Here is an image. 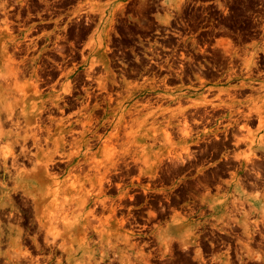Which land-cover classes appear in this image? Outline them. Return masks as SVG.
I'll list each match as a JSON object with an SVG mask.
<instances>
[{
	"label": "rangeland",
	"instance_id": "obj_1",
	"mask_svg": "<svg viewBox=\"0 0 264 264\" xmlns=\"http://www.w3.org/2000/svg\"><path fill=\"white\" fill-rule=\"evenodd\" d=\"M11 5L14 8L8 10ZM37 13L40 17L25 19ZM50 17L57 19L35 23ZM205 19L222 29L215 32L217 39L209 42L215 44L205 49L209 54L204 57L211 66L222 61L230 69L224 78L208 70L211 66L205 70L196 63L201 57L190 43L200 42L185 36L188 26L200 27ZM260 19L264 20V0H0L1 159L9 146L16 154L22 146L35 152L34 133L49 137L48 145L41 141L49 149L61 134L66 142L76 135V142L64 146L68 163L77 159V152L81 161L89 152L86 158L108 162L112 181H105V186L112 188L105 195L120 206L115 218L109 209L97 207L92 225L98 231H85L88 239L74 226L87 211L78 205L81 199L91 191L96 199V177L92 185L83 175L74 178L67 170L50 168L59 174L48 182L46 203L54 211L60 206L66 210L48 236L64 241L68 252L58 250L49 260L42 258V264H58L59 259L62 264H264V80L254 83L250 73L264 51V38L254 33ZM242 43H249L246 48L252 52L239 58L235 46ZM75 48L81 57L61 63ZM240 60L242 72L234 70ZM69 84L70 91H64ZM248 84L260 87L242 88ZM80 86L86 90H76ZM85 91L95 103L79 107L84 101L74 97ZM78 118L90 121L87 128L76 122ZM70 122L78 131H71ZM18 123L21 127H16ZM39 123L43 131L38 130ZM183 124L190 126L189 135ZM85 130L88 144L82 141ZM109 146L120 154L114 156L117 150L109 151ZM8 156L10 165L13 159ZM33 157V161L21 157L18 164L31 169L37 161ZM3 180L9 184L7 191L0 189V196H10L16 204L0 212V224L6 230L11 224L33 234L37 222L25 207L31 199L21 190L14 192L8 175ZM116 183L122 184L118 190ZM88 187L93 190L86 194ZM69 202L74 208L67 209ZM10 211L18 219L10 218ZM122 216L126 226L121 228ZM118 228L135 229L129 243L121 242ZM209 242L210 251H218L210 253L211 258L205 254ZM3 243L0 252H13ZM34 247L30 241L32 254L38 250ZM104 248L110 250L102 257ZM41 251L34 257L48 254ZM20 260L30 264L24 257Z\"/></svg>",
	"mask_w": 264,
	"mask_h": 264
},
{
	"label": "bare ground",
	"instance_id": "obj_2",
	"mask_svg": "<svg viewBox=\"0 0 264 264\" xmlns=\"http://www.w3.org/2000/svg\"><path fill=\"white\" fill-rule=\"evenodd\" d=\"M8 29V28H7ZM9 30V29H8ZM14 60V59H13ZM16 76H17V74H18V72L17 71H14L13 72ZM37 85V84H36ZM38 86V85H37ZM70 84L68 85V86H66V87H64V91H70ZM38 89V88H37ZM37 89H36V91H37ZM11 114H12V111H11ZM10 118H12L11 116H10ZM184 121H186V120H184ZM17 122V121H16ZM15 122V123H16ZM19 122V121H18ZM69 122V121H68ZM77 122V121H76ZM80 122H81V120H80ZM90 121H88V122H86V123H84V121L82 120V122L81 123H83V125H84V127L85 128H87L86 126H87V123H89ZM187 122V121H186ZM260 123L262 124V119L260 120ZM20 123H18V125L16 126V127H21V125H19ZM40 124V123H39ZM60 124H62L63 125V123L62 122H60ZM67 124V123H66ZM184 124H186V123H184ZM183 124V125H184ZM70 125H72V122H70ZM81 126V125H80ZM187 125H184V128L186 127ZM189 126V125H188ZM48 127V126H47ZM76 127V126H75ZM190 127V126H189ZM189 127H187V128H189ZM36 128V127H35ZM37 128H39V127H37ZM41 128V127H40ZM72 128H73V126H72ZM82 128V127H81ZM187 128H185V133L187 134V135H189V133H188V130H186ZM244 128V127H243ZM116 129V128H115ZM37 130V129H36ZM40 130V129H39ZM42 130V129H41ZM47 130L48 131H50V129H48L47 128ZM76 130V129H75ZM184 130V129H183ZM43 131V130H42ZM73 131H74V129H73ZM89 131V130H88ZM126 131V130H125ZM61 132H63V128H62V130H61ZM86 130L85 131H83V139L84 140H82V141H84L85 143H87L88 144V139H86L85 138V134H86ZM72 133V132H71ZM165 133V132H164ZM18 134V133H17ZM32 134V133H31ZM171 134V133H170ZM170 134H169V132H167V136H168V138H170L169 136H170ZM33 136H31L32 138H33V140H34V142H35V145H37V147H38V149L37 150H35V152H31L30 151V149H28L27 147H21V151L19 152V153H15L14 152V149H13V146H9V147H7V150H5V153H4V151H2L3 153V159H1V157H0V159L2 160V162H0V171H3V173L2 174H0V176L4 179V177L6 176V175H8V177L10 178V179H13L14 180V183H15V185H14V187H13V189H14V192L16 193V194H19V190H21L22 192H23V194L22 195H24V198L26 197H29V200L31 199V204H25V207H26V212H27V214H28V216H34V218H35V220H36V222H37V226H36V228H35V232L33 233V234H30V233H28V232H26V231H24L21 227H18V226H14V225H11V224H9L8 226H7V230L4 228V227H2V225L0 224V244H4L3 242H4V240L6 241V244H8L9 245V247H11V249L13 250V252H11L10 250L9 251H6V252H0V264H2L3 262H2V258H6V260L8 261V262H12V264H21V263H18L19 261H21L20 260V257H24V259H26L27 261H29L30 262V264H42V258H46V259H50L51 258V256H54L53 254L54 253H56V252H58V250H60V251H63V252H68V249L66 248V246H65V243H64V241L62 242V243H60V242H57V240H56V238H53V239H49V236L51 237V234H50V229H53V228H50V227H52V226H54V222H57L58 221V219L60 220V218H61V215H63L64 216V209H65V207L66 206H60V208L59 209H57V210H53V208H50L49 207V205L46 203V200H47V197H48V194H49V192H48V188H47V185H48V182L51 180V179H54L55 180V178H56V176L57 175H55L54 173H53V171L51 172L50 171V168H56L57 170H61V171H63V170H67L68 171V173H69V175H71L70 173H72V176H74V178L76 177V178H80L81 176L80 175H83V177H85V179H83L84 180V182L85 181H89V182H91V184L92 185H94V177H96V181H97V185L98 186H96V188H95V191L97 190V187H99L98 189V192H96L97 194H95V192H94V194H95V197H96V199L94 200L93 198H91V196H92V191L90 192V193H88V190H93V188H89L88 187V189H87V191H86V194L88 193V197H84V198H82L81 199V201H80V203H78V205L80 204L81 205V207L83 206V207H85V208H87V211H86V213H85V216L83 217V219L80 221V222H78L77 224H75V226H74V229H76V230H81L82 232H84L85 233V231H87V230H90V228H93V230L95 229L94 228V226L92 225V219L94 218H96L97 217V215L95 214V210L97 209V207H100V209L102 210V211H106V209H109V211H110V213L111 214H109V216L111 215H113L114 216V218H115V215H117V211L118 212H120L119 210H117L118 208H120V206H115L114 204H113V202H112V198L110 199L111 201H109V197L108 196H106L105 194H107L106 193V191L108 190V189H110V188H112V187H106L105 186V181L107 182V181H110V178L108 177V173H110V167L108 166V165H106L108 162H106L105 161V163L106 164H103L102 162H100L99 160H100V158H98L99 160H97L95 157L93 158V161H92V156H89L88 158H86L87 157V155H86V153L87 152H85L84 153V158H83V160L81 161L80 159H78L79 158V152H77L76 153V157H77V159H75V158H73V160H72V163H68L69 161H68V159H66L65 158V152H64V146H65V144L68 142L69 143V141H65V135L63 134H61V136L59 137V138H56L55 140H54V148L53 149H49V147L48 148H43V146L42 145H40L39 144V141H40V136L38 137L37 136V134H32ZM72 135V134H71ZM93 135V134H92ZM95 135V134H94ZM76 136V135H75ZM75 136L73 137L74 139H75V142L77 141L76 140V138H75ZM100 136V135H99ZM102 136V135H101ZM119 136V135H118ZM238 136V135H237ZM244 136V135H243ZM43 137V136H42ZM45 137V136H44ZM43 137V139H45ZM246 137V136H245ZM244 137V138H245ZM27 137H25L24 139H26ZM95 138H97V137H95ZM247 138V137H246ZM48 139H49V137L46 139V141L48 142ZM73 139V140H74ZM99 139V137L97 138V140ZM109 138H107V140H108ZM239 139H240V136H239ZM73 140H72V142H71V144L72 143H74L73 142ZM104 140V139H103ZM238 140V139H237ZM243 140V139H242ZM45 141V140H44ZM102 141V140H101ZM110 141V140H109ZM16 142H18V140H16ZM239 142H240V140H239ZM44 143H46V142H44ZM103 143H105V142H103ZM48 144V143H47ZM46 144V145H47ZM238 144V143H237ZM11 145V144H10ZM93 145V144H92ZM71 146V145H70ZM79 146V145H78ZM108 146V145H107ZM112 147L111 146H109V148H107V149H109V151H110V149H111ZM49 149V150H48ZM88 151H91V148H90V146H88V149H87ZM112 150H117V149H113L112 148ZM119 150V149H118ZM118 150L116 151V153L117 154H113L114 156H118V154H120V153H118ZM67 151V150H66ZM107 152H108V150H106ZM187 151V150H186ZM71 152H72V150H71ZM73 152H75V150L73 151ZM120 152H122V151H120ZM89 153V152H88ZM87 153V154H88ZM109 153V152H108ZM250 153V152H249ZM248 153V154H249ZM125 154V153H124ZM247 154V152H246V155H245V159L247 160H250L249 158H251L249 155ZM8 155H11L10 157H12L11 159H13V160H11V164L9 165L8 164V162H7V159L9 158V156ZM112 155V156H113ZM125 155H127V154H125ZM33 156H35V157H37V161L35 162L36 164L33 166V168H31V169H28L27 167V169L25 168V165L23 166V167H20V165L18 164V163H20V162H18V159L19 158H23L24 160H28V161H33L32 159L34 158ZM70 156V155H69ZM74 156V155H73ZM104 156H106V154L104 155ZM111 156V155H110ZM175 156V155H174ZM108 157H109V154H108ZM108 157H107V161H108ZM176 157V156H175ZM238 157V156H237ZM109 158H111V157H109ZM112 158H114V159H116L115 157H112ZM82 159V158H81ZM103 159V158H102ZM170 159H172V158H170ZM175 159V158H174ZM106 160V159H105ZM139 159H137V161H138ZM247 160V161H248ZM35 161V160H34ZM67 161V164L65 163ZM71 161V160H70ZM111 161V160H110ZM120 161V160H119ZM246 161V162H247ZM32 164H34L33 162H31ZM119 163V162H118ZM24 164V163H23ZM121 165V164H120ZM139 165V164H138ZM66 168V169H64V167ZM136 166H137V164H136ZM141 166V165H140ZM114 167H115V165H114ZM117 167V166H116ZM138 167V166H137ZM12 168L15 170V172H13L12 171ZM139 168V167H138ZM138 168H137V170H138ZM122 169V168H121ZM140 169V168H139ZM112 170H114L113 168H112ZM117 170V169H116ZM118 170H119V168H118ZM113 172V171H112ZM120 174H123L122 173V171L120 170ZM139 172H140V170H139ZM118 173V172H117ZM57 174H59V173H57ZM113 174V173H112ZM115 174V173H114ZM117 174H115V176H116ZM66 176V175H65ZM94 176V177H93ZM110 176H111V173H110ZM114 176V175H113ZM67 177V176H66ZM71 177V176H70ZM70 177H67L68 178V180L69 179H71ZM112 177V176H111ZM119 177H120V175H119ZM122 177V176H121ZM135 178V177H134ZM137 178H139V177H137ZM1 180V182H0V189L2 190H6L7 191V184H9V183H6L7 181H5V180ZM78 180V179H77ZM139 180H140V178H139ZM112 181V180H111ZM110 181V182H111ZM11 182H13V181H11ZM68 182V181H67ZM57 183V182H56ZM59 183V182H58ZM85 184H87V183H85ZM120 185L122 186V184L121 183H116V187H117V190H118V188L120 187ZM63 186V185H62ZM83 186H85V185H83ZM82 187V186H81ZM55 188H56V186H55ZM87 188V185L85 186V189ZM111 190V189H110ZM116 190V191H117ZM20 191V192H21ZM109 191V190H108ZM123 193H124V191H123ZM261 193V192H260ZM11 194H13V193H11ZM79 194V193H78ZM21 195V194H20ZM71 195V194H70ZM119 195H123V194H119ZM258 195V194H257ZM16 196V195H15ZM74 196H76V195H73V197ZM83 196V195H82ZM132 196V195H131ZM20 197H22V196H20ZM76 197H78V196H76ZM55 198V197H54ZM65 198V197H64ZM21 199V198H20ZM71 199V198H70ZM79 199H80V197H79ZM17 200V199H16ZM25 199H23V201H24ZM29 200H27V202H29ZM60 200V199H59ZM62 200V199H61ZM64 200V199H63ZM69 200V199H68ZM73 200V199H72ZM109 202H108V201ZM22 201V203H24ZM26 201V200H25ZM67 200H65V202H66ZM93 201V203H94V207L93 206H91L90 205V203ZM21 202V201H20ZM57 202V201H56ZM59 202V201H58ZM14 204H16V203H13V199H12V197H10V196H8V197H6V195H2V196H0V212L2 211V212H6L7 211V209L8 208H10V209H12L13 208V205ZM63 203H61L60 205H62ZM72 203L71 202H69L67 205H68V207H67V209H69V208H74V204L73 205H71ZM100 205V206H99ZM21 206H22V204H21ZM55 206H56V204H55ZM57 206H59V205H57ZM90 206L91 207H93V208H91L90 209ZM56 208V207H55ZM58 208V207H57ZM23 209V208H22ZM66 210V209H65ZM71 210V209H70ZM76 210V209H75ZM78 210H80V211H82L79 207H78ZM101 210H99V211H101ZM25 212V213H26ZM63 212V213H62ZM74 212V211H73ZM76 212V211H75ZM97 213H99L98 212V210L96 211ZM62 213V214H61ZM4 214H6V213H4ZM3 215V214H2ZM10 215H12L11 214V211L9 212V217L10 218H12V217H14V216H10ZM23 215V214H22ZM66 216H67V214H65ZM73 215V214H72ZM118 215H119V213H118ZM4 216V215H3ZM70 216V215H69ZM5 217V216H4ZM9 217L7 218L8 220H9ZM17 216H15V218H16ZM22 217V216H21ZM24 217V216H23ZM117 217H119V216H117ZM116 217V218H117ZM113 218V217H112ZM5 220V221H8V220ZM17 219H18V217H17ZM20 219V218H19ZM33 219V218H32ZM124 216H122L121 217V219H120V225H121V228L123 227V225H125L126 226V222L124 223ZM1 220H3V219H1ZM14 220H16V219H13V221ZM34 220V219H33ZM62 220H63V218H62ZM61 220V221H62ZM71 220V219H70ZM10 221V220H9ZM12 221V220H11ZM22 221V220H21ZM24 221H26V220H24ZM23 221V222H24ZM60 221V222H61ZM126 221V220H125ZM17 222H19V221H17ZM35 222V223H36ZM59 222V221H58ZM62 222H64V220L62 221ZM61 222V223H62ZM65 222H67V221H65ZM11 223H13V222H11ZM34 223V224H35ZM54 223V224H53ZM17 224V223H16ZM28 224H29V222H28ZM53 224V225H52ZM36 225V224H35ZM57 225H58V223H57ZM60 225V224H59ZM62 225V224H61ZM60 225V226H61ZM119 225V224H118ZM119 225V226H120ZM59 226V227H60ZM132 226V225H131ZM58 226H56V228H57ZM62 227V226H61ZM135 227V225L132 227V228H134ZM24 228V227H23ZM30 228H32L31 226H30ZM121 228H118L117 230H116V234L121 238V242H123V243H129V240H130V237L132 236V235H134V230L135 229H133V230H124V231H122L121 232ZM131 228V229H132ZM25 229V228H24ZM55 229V228H54ZM124 229H126V227L124 228ZM95 231H98V230H96L95 229ZM30 232H31V230H30ZM42 232H44V235L42 236ZM52 232V231H51ZM100 232V231H99ZM136 232V231H135ZM108 233H109V231H108ZM48 234H50L49 236H48ZM96 234V233H95ZM99 234V233H98ZM97 234V235H98ZM101 234V233H100ZM85 237H88L87 236V233H85ZM95 236V235H94ZM93 236V237H94ZM99 237V236H98ZM102 238L103 237H101V241H102ZM120 238H119V241H120ZM88 239H89V237H88ZM98 239V238H97ZM97 239H96V241H97ZM113 240V239H112ZM31 241V243H33V246L35 245V247L39 250H42L41 251V253L43 252V251H45V252H47L48 254L46 255V254H43V255H37V256H35L34 257V254H35V252L37 253V251L38 250H36L35 252H34V254H32L31 253V249L29 250V248H28V243ZM40 241H43L42 243H44V245L43 246H41V242ZM105 241V240H104ZM108 241V240H107ZM87 242V241H86ZM96 243V242H95ZM102 243V242H101ZM110 243V242H109ZM117 243H119V242H117ZM89 244V243H88ZM135 245H137V243H135L133 246H135ZM31 246H32V244H31ZM100 246V245H99ZM1 247V246H0ZM34 247V248H35ZM112 247H117V245H115V244H113L112 245ZM127 247H128V245H127ZM31 248V247H30ZM35 248V249H36ZM100 248V247H99ZM109 248V247H108ZM1 249V248H0ZM4 249V248H3ZM8 249V248H7ZM34 249V250H35ZM114 249V248H113ZM99 250H101V249H99ZM110 250V249H109ZM109 250L107 249V248H104L103 250H102V257L103 256H107L108 255V253H109ZM112 250V249H111ZM33 251V250H32ZM74 251V250H73ZM114 251V250H113ZM40 253V252H39ZM127 253V252H126ZM101 254V253H100ZM111 255H112V253H110ZM114 254H115V252H114ZM113 254V255H114ZM110 255V256H111ZM127 255H129V254H127ZM115 256V255H114ZM130 256V255H129ZM112 257V256H111ZM127 258V257H126ZM57 260H58V257H57ZM127 260H128V258H127ZM23 261V260H22ZM123 261V260H122ZM45 262V261H44ZM47 262V261H46ZM7 264H9V263H7ZM27 264H29V263H27ZM58 264H62L61 263V261H60V259L58 260ZM76 264H78V263H76Z\"/></svg>",
	"mask_w": 264,
	"mask_h": 264
},
{
	"label": "flooded vegetation",
	"instance_id": "obj_3",
	"mask_svg": "<svg viewBox=\"0 0 264 264\" xmlns=\"http://www.w3.org/2000/svg\"><path fill=\"white\" fill-rule=\"evenodd\" d=\"M208 3H212V1H209ZM197 4H199V3H197ZM14 8V6H10L9 8H8V10H11V9H13ZM61 10V8H58V10ZM42 13H45V12H42ZM48 13H49V11H48ZM12 14H15L16 15V12H12ZM27 14H28V12H27ZM35 17H40L39 16V13H37L36 15H29V16H25V19H28L29 20V18H35ZM15 18H17V16H15ZM57 18H52V17H50L49 19H44V20H39V21H36L35 23L36 24H41V23H52V22H54L55 20H56ZM16 24H19L20 22H15ZM256 23L258 24L257 26H256V28L254 29L255 30V34L256 35H259V36H262L263 38H264V20H262V19H260V20H258V21H256ZM206 24H208V25H206ZM212 24V22L210 21V22H208V21H206V19L201 23V26L200 27H197V28H193V27H191V26H188V29H187V31H186V37L188 38V41H190V40H193L194 39V37H196L195 38V40H198L200 43L199 44H193V43H190V48H192L194 45L195 46H197L198 48H194V50H193V52L196 54V56L197 57H201V59L200 60H196V63L197 64H199L203 69H205V70H207L208 69V67H210L211 66V63H209L208 61H207V59H206V57H204L205 55H207V54H209V52L207 51V50H205L206 48H208V47H213L214 46V42L213 43H211V44H209V42H210V40H212V39H217L215 36H214V34H215V32H218L219 30L221 31L222 29L220 28V26H218V27H213V26H210ZM203 25H205V26H203ZM35 30H37V28L35 29ZM173 35L174 36H180L179 34H177V33H173ZM38 35H35L34 37H37ZM164 36H159V38H163ZM247 45H249V43H242V44H237L236 46H235V49H237L238 50V52H239V54H237V56L239 57V58H243V56H242V54L243 53H246V52H252V50H249V49H247L246 48V46ZM260 52H261V55L259 56V58L257 59V63L255 64V65H253V68L251 69V71H250V73L253 75V79H255L253 82L254 83H257V84H259V82L260 81H263L264 79L262 78L263 76H264V51H262V50H260ZM78 57H81V50L80 49H77V48H75L74 50H72L71 51V53L70 54H68L66 57H65V59H63L62 61H61V63H63V62H67V61H69V60H71V59H75V58H78ZM188 58H190V57H188ZM203 61V62H202ZM243 61L242 60H240L239 62H238V65H236V67L234 68V70H239V71H241L242 72V70L243 71H245V69H242L243 68V66L241 65V63H242ZM208 70H211L216 76H217V78L218 79H220V78H224V76H226V72H228V71H230V69L229 68H224V66H223V64H222V61H220L219 63H218V65L217 66H211V68L210 69H208ZM193 75H195L194 73H193ZM260 86L259 85H251V84H248V85H245L244 87H242V88H244V89H246V90H250V89H256V88H259ZM86 90V87H84V86H80V89H76V90H78V91H81V90ZM247 95L248 94H250L249 92H247L246 93ZM92 97L93 98H95L93 95H91V94H88V93H86V91H85V93L84 94H78V95H76L75 97H74V100H76V101H78L79 103H81L82 101H84V103H82V104H80V106L79 107H83V106H85L86 104L88 105L89 104V102L91 101V99H92ZM80 98H82V99H80ZM93 103H95V102H92L91 101V103L89 104V106H92L93 105ZM85 104V105H84ZM48 116H50V114L48 115ZM51 117V116H50ZM80 118H78V119H76V121H77V123H81L80 122ZM71 126H73V122H72V125ZM41 127V128H40ZM39 129L41 130L42 129V125L40 124V126H39ZM38 129V130H39ZM48 129H50L49 127H48ZM73 129L74 128H72L71 129V131L72 132H75V131H78V130H75L74 129V131H73ZM39 130V131H40ZM50 132V131H49ZM97 136H99V134H96ZM40 136V141H39V144L40 145H42V143H41V141H42V136L41 135H39ZM38 136V137H39ZM45 139V142H46V144L48 143L47 141H46V139L48 138V136L47 137H44ZM98 138V137H97ZM33 139V138H32ZM91 139H96L95 137H92ZM48 141H49V139H48ZM72 142V141H71ZM69 143H70V141H69ZM69 143H67V144H69ZM33 144H35V142H34V140H33ZM48 145V144H47ZM27 161V160H26ZM143 228H144V225L142 224L141 225ZM143 244H145L144 242H143ZM142 244V245H143ZM217 246H221V247H229V244H224V243H217L216 244ZM146 246H147V244H146ZM211 248H213V243H211V242H209V243H207V245L205 246V254L208 256L210 253L211 254H217L218 253V251H214L213 249L210 251V249ZM223 251H226V249L225 250H223ZM215 252V253H214ZM210 256V255H209ZM208 256V258H211V256L209 257Z\"/></svg>",
	"mask_w": 264,
	"mask_h": 264
}]
</instances>
